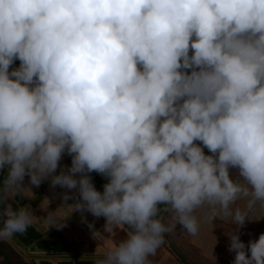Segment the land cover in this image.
<instances>
[{
	"label": "clouds",
	"instance_id": "9594fccd",
	"mask_svg": "<svg viewBox=\"0 0 264 264\" xmlns=\"http://www.w3.org/2000/svg\"><path fill=\"white\" fill-rule=\"evenodd\" d=\"M0 172V240L32 223L8 203L27 175L129 226L95 264H152L205 204L237 226L232 264H264V233L245 244L230 208L264 206V0H0Z\"/></svg>",
	"mask_w": 264,
	"mask_h": 264
},
{
	"label": "crops",
	"instance_id": "0c3cea01",
	"mask_svg": "<svg viewBox=\"0 0 264 264\" xmlns=\"http://www.w3.org/2000/svg\"><path fill=\"white\" fill-rule=\"evenodd\" d=\"M59 163L62 166H70L71 156L64 154ZM59 171L58 167L57 173ZM2 177L3 173L0 172V180ZM22 183L31 191L11 195L8 203L16 209L23 207L29 211L32 223L28 236L33 237L36 233L38 238L29 244L24 243L20 235H27L25 231L0 240V264H95L103 257L108 247L125 238L131 230L128 225L120 224L106 231L104 216L96 217L87 211H72L69 205L78 199V194L71 196V193L75 192L74 189L69 190L59 185L52 187L48 179L43 180L39 186L31 185L27 175ZM93 183L102 191L101 185ZM65 192L70 194L67 200L63 198ZM48 212H53L52 215L58 221H63V225L54 227L55 225L48 223L45 219ZM89 224L92 227H89ZM95 231L103 233V238H94ZM59 238L68 244L69 251H63L65 246ZM150 259L152 264H184L165 240L156 255Z\"/></svg>",
	"mask_w": 264,
	"mask_h": 264
},
{
	"label": "rangeland",
	"instance_id": "374dc122",
	"mask_svg": "<svg viewBox=\"0 0 264 264\" xmlns=\"http://www.w3.org/2000/svg\"><path fill=\"white\" fill-rule=\"evenodd\" d=\"M18 64L20 61L16 60ZM205 152L208 150L205 148ZM248 198H238L230 208L237 207L247 212V220L239 227V236L247 244L250 239L258 238L264 233V206L257 202L251 209L247 208ZM213 214V206L203 205L194 211L199 224L198 232L189 234L180 225L171 232L164 234V240L170 248L181 257L184 264H232L235 253L230 252V237L237 226L233 224L230 216H224L216 206ZM172 213L166 210L162 217L165 224L171 223Z\"/></svg>",
	"mask_w": 264,
	"mask_h": 264
},
{
	"label": "trees",
	"instance_id": "16d2710c",
	"mask_svg": "<svg viewBox=\"0 0 264 264\" xmlns=\"http://www.w3.org/2000/svg\"><path fill=\"white\" fill-rule=\"evenodd\" d=\"M18 66H19V64L15 60L14 64L12 66H10V70H11V67H18ZM90 175H91V177L93 179V182H96V183H98L101 186H103V184L107 182V178L104 177L103 175L99 174V173L92 172V173H90ZM13 208H15V207L13 206ZM165 213H166L165 206H161L160 210L158 212V217L157 218L162 220V217L165 215ZM2 219H3V217H0V223H2ZM29 229L31 230L30 227H28V229L26 230L27 231V235H25L24 237L20 235L21 239L26 244H29V243L33 242L34 240H36L38 238V234H36V233H34L33 237L28 236V232L30 231ZM59 239L61 240V243L65 246L63 251H66V250L69 251L70 247L68 246V244L64 240H62L61 238H59Z\"/></svg>",
	"mask_w": 264,
	"mask_h": 264
}]
</instances>
